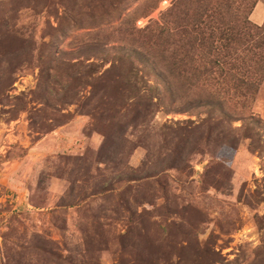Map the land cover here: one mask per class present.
I'll list each match as a JSON object with an SVG mask.
<instances>
[{"label": "rangeland", "instance_id": "rangeland-1", "mask_svg": "<svg viewBox=\"0 0 264 264\" xmlns=\"http://www.w3.org/2000/svg\"><path fill=\"white\" fill-rule=\"evenodd\" d=\"M198 11L189 0H0V82L11 84L0 96V264H264V83L248 109L228 110L237 148L200 144L191 175L116 184L102 163L116 154L98 155L103 132L116 129L105 121L115 114L106 110L112 88L98 77L122 56L115 50L128 44L127 30L164 21L181 32ZM141 48L152 62L141 75L165 92L163 47ZM198 95L192 88L189 101ZM198 112L157 113L146 142L156 150L166 120L195 121ZM115 119L130 117L122 109ZM130 139L117 161L135 169L145 149ZM211 163L229 169L225 189L201 184Z\"/></svg>", "mask_w": 264, "mask_h": 264}, {"label": "trees", "instance_id": "trees-1", "mask_svg": "<svg viewBox=\"0 0 264 264\" xmlns=\"http://www.w3.org/2000/svg\"><path fill=\"white\" fill-rule=\"evenodd\" d=\"M192 1L199 11L188 24V30L176 31L167 27L164 21H152L142 30L130 28L126 34L128 44L115 50L122 56L116 57L111 67L98 77L100 81L107 78L112 88L110 106L106 110H114L115 114L111 121H105L116 128L115 131L103 132L98 155L116 154L102 162L109 164L111 172L118 174L116 184L130 185L153 180L158 185V177L171 170L191 175L193 167L189 158L203 152L200 144L211 146L210 153L222 146L236 149L239 145L236 129L232 127L235 119L228 110L248 109L264 81V24L258 26L249 20L258 0H189L190 3ZM176 4L171 6L167 16L176 11ZM171 18L175 22V17ZM140 34L142 39L141 36L135 37ZM178 34L180 38L175 43L172 37ZM154 40L163 47L158 52L163 64L158 79L165 92L149 85V80L141 75L147 67L143 64L150 62L141 47ZM150 45L153 46V43ZM25 61L20 60L14 70ZM108 74L111 75L109 78L106 77ZM10 85L9 78L0 82V96L5 95ZM192 88L197 89L199 95L196 100L189 101L188 92ZM177 102H181L182 106L176 108ZM101 104L104 105V102ZM122 109L129 114L127 124L115 119ZM193 110L202 111L197 113L195 121L166 120L162 124L157 136L163 144L153 151L146 141L150 137L147 130L156 114L189 113ZM247 119L248 123L260 124L251 114ZM130 138H137L140 145L136 147L145 149V157L135 169L117 161L121 154H117L116 149L130 144ZM228 170L220 163H211L201 175V184L216 190L225 189L229 183ZM133 200L135 204L139 203L137 199ZM78 205L69 204L67 208ZM129 233L132 234V231Z\"/></svg>", "mask_w": 264, "mask_h": 264}, {"label": "crops", "instance_id": "crops-1", "mask_svg": "<svg viewBox=\"0 0 264 264\" xmlns=\"http://www.w3.org/2000/svg\"><path fill=\"white\" fill-rule=\"evenodd\" d=\"M252 17H253V22L256 25H262L264 23V8L260 7L259 4H257L251 14V18Z\"/></svg>", "mask_w": 264, "mask_h": 264}]
</instances>
